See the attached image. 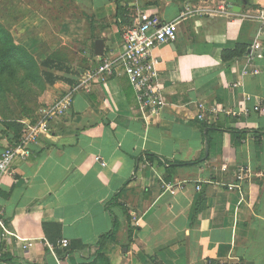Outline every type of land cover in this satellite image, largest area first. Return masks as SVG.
Returning <instances> with one entry per match:
<instances>
[{
	"label": "crops",
	"instance_id": "crops-1",
	"mask_svg": "<svg viewBox=\"0 0 264 264\" xmlns=\"http://www.w3.org/2000/svg\"><path fill=\"white\" fill-rule=\"evenodd\" d=\"M14 3L0 0V22L17 30L16 41L31 43L38 63L64 54L60 68H46L54 81L38 97V109L103 59L117 57L139 12L163 23L186 5L202 11L178 19L177 41L151 52L166 102L159 113L138 107L118 66L76 92L70 111L0 175V255L13 258L0 264H264V113L200 117L198 108L264 103V23L246 18L264 0ZM98 39L102 56L95 55ZM44 40L48 53L37 48ZM233 50L242 52L221 59ZM14 114V126L0 118V153L37 116ZM239 169L249 177L241 192L229 191ZM130 224L137 227L131 239ZM111 228L114 236L100 247L98 238ZM62 239L67 248L57 246Z\"/></svg>",
	"mask_w": 264,
	"mask_h": 264
},
{
	"label": "built area",
	"instance_id": "built-area-1",
	"mask_svg": "<svg viewBox=\"0 0 264 264\" xmlns=\"http://www.w3.org/2000/svg\"><path fill=\"white\" fill-rule=\"evenodd\" d=\"M201 11L186 5L178 18L163 23L156 14L146 11L139 12L133 26L124 34V45L117 57L103 59L93 70L83 74L78 82L67 92L59 95L51 104L39 109L35 120L24 123V128L18 141L8 145L0 153V175L10 171L15 157L25 158L30 153L31 145L37 142L40 135L49 131V125L52 120L60 119L70 111L76 92L88 89L94 82H103L113 74L114 69L118 66L122 68V73L126 76L134 91L138 107L148 114L155 115L159 113L166 105V102L158 84V72L155 67L156 60L152 57L151 52L155 47L177 41L178 19L184 18L188 14L200 13ZM218 11L221 14L230 15V12L224 6H221ZM246 18L264 23V7ZM253 48L258 50L260 44L255 41ZM198 108L201 112L200 117L204 116L205 112H209L213 116L223 113L232 117L246 116L251 112L264 113V103H255L251 106L243 105L239 109H227L220 105L209 106L201 103ZM248 177L249 172L247 170L239 169L235 174V181L227 184V189L241 192V182ZM172 187L173 184L171 182L166 184L167 189ZM0 227L3 230L5 229L1 212ZM44 242L49 252L54 254L55 246L46 240ZM68 245L65 239L57 242V246L61 248H67ZM208 264L227 263L224 261H212Z\"/></svg>",
	"mask_w": 264,
	"mask_h": 264
},
{
	"label": "trees",
	"instance_id": "trees-1",
	"mask_svg": "<svg viewBox=\"0 0 264 264\" xmlns=\"http://www.w3.org/2000/svg\"><path fill=\"white\" fill-rule=\"evenodd\" d=\"M242 51L233 50L222 52L221 59L228 60L239 55ZM64 54L58 51L52 54L46 60L38 63L25 47L15 42L9 28L0 22V118L5 121L15 120V114L10 108L8 97L10 94L19 95V91L23 90L20 98L28 99L29 95L42 94L47 83H52L53 75L46 71V68L51 67L58 69L62 61H64ZM55 64V65H54ZM34 86V88H32ZM22 109H23V105ZM25 111V110H24ZM25 115V112H23ZM29 118H32L30 115ZM32 120V119H31ZM8 126H14L15 121L6 122ZM18 132V129L16 130ZM128 209H125L128 218H131ZM114 223V228L117 225ZM111 228L107 233L98 238V245L100 247L111 240L115 234V229ZM137 227L132 224L128 227V238H132L133 232ZM0 260L11 262L13 258L6 255H0Z\"/></svg>",
	"mask_w": 264,
	"mask_h": 264
},
{
	"label": "rangeland",
	"instance_id": "rangeland-1",
	"mask_svg": "<svg viewBox=\"0 0 264 264\" xmlns=\"http://www.w3.org/2000/svg\"><path fill=\"white\" fill-rule=\"evenodd\" d=\"M9 2H11L12 4H15L14 2H15V0H9ZM14 13H15V11H14ZM0 15H1V13H0ZM31 17V15L29 16V17H27V18H30ZM9 20H11V17L9 18ZM8 20V21H9ZM24 20H25V18H24ZM29 22V21H28ZM55 29V28H54ZM9 30L11 31V30H13V33H14V36H13V34L11 33V35L13 36V38H14V40H15V42H19L18 44H20V40L19 41H16V39L15 38H17L18 39V36H17V30L16 29H12V28H9ZM45 42H41V44L39 45L41 48H39L38 46H37V48H38V50L40 51V52H43V53H48V52H50L51 51V47L48 45V42L46 41V40H44ZM29 42H31V38L29 37ZM29 49H28V48ZM27 47H26V49H28L29 50V52H31V50H32V46H31V43H30V45H28L27 44ZM43 47V48H42ZM31 49V50H30ZM56 51V50H55ZM56 52H58V51H56ZM56 52H52L51 54H54V53H56ZM62 52V51H61ZM66 52V51H65ZM40 60V59H39ZM32 88H34V86H32ZM22 94H24L23 93V90H20L19 91V95L18 96H16V95H14V94H10L9 95V97H8V103H9V106H10V108L13 110V112H19V111H22V112H25L26 114H28L29 116L31 115L32 117L33 116H35L37 113H38V111H39V104H38V97H40L41 96V94L40 95H38V94H34V93H32V95H29V98L28 99H22V98H20V96L22 95ZM21 105H23V109H22V106ZM25 110V111H24Z\"/></svg>",
	"mask_w": 264,
	"mask_h": 264
},
{
	"label": "water",
	"instance_id": "water-1",
	"mask_svg": "<svg viewBox=\"0 0 264 264\" xmlns=\"http://www.w3.org/2000/svg\"><path fill=\"white\" fill-rule=\"evenodd\" d=\"M104 50V43L101 39L95 41V55L102 56Z\"/></svg>",
	"mask_w": 264,
	"mask_h": 264
}]
</instances>
